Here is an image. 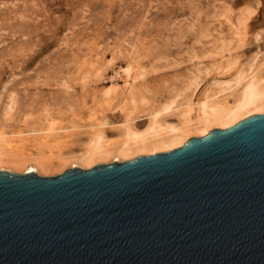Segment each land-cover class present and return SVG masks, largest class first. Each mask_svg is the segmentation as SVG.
I'll return each mask as SVG.
<instances>
[{
    "label": "rangeland",
    "instance_id": "374dc122",
    "mask_svg": "<svg viewBox=\"0 0 264 264\" xmlns=\"http://www.w3.org/2000/svg\"><path fill=\"white\" fill-rule=\"evenodd\" d=\"M241 70L264 77V0H0V142L26 154L47 143L54 165L37 174L55 176L91 133L105 145L174 100L159 119L178 123L185 102L218 90L230 99ZM140 154L152 153L117 162Z\"/></svg>",
    "mask_w": 264,
    "mask_h": 264
},
{
    "label": "water",
    "instance_id": "95a60500",
    "mask_svg": "<svg viewBox=\"0 0 264 264\" xmlns=\"http://www.w3.org/2000/svg\"><path fill=\"white\" fill-rule=\"evenodd\" d=\"M0 264H264V113L121 162L0 170Z\"/></svg>",
    "mask_w": 264,
    "mask_h": 264
},
{
    "label": "bare ground",
    "instance_id": "6f19581e",
    "mask_svg": "<svg viewBox=\"0 0 264 264\" xmlns=\"http://www.w3.org/2000/svg\"><path fill=\"white\" fill-rule=\"evenodd\" d=\"M130 71L131 68L126 69L127 75ZM251 73H253V71H251ZM247 74L248 73L246 72V75ZM261 74L260 76L254 74L252 76H248V75L245 76L243 74V70H241L237 75V77H235L236 78L234 82L235 84L229 86L230 91L228 90L229 92L227 94L230 99H228L227 96L223 98L222 95L220 96L222 97V99L219 98L218 93L223 91V90L220 91L218 90L221 87L220 86L217 89L218 91H216L215 93L211 95L207 94L195 109L193 108L192 105L193 101L192 102L188 101L187 103L185 102L186 103V104L184 103L185 106L182 103L181 106L184 107L180 109V112L178 109V114H176L179 117L177 120L179 121L178 123L175 121L174 123H168L158 118L160 114L162 115L163 113L167 114V112L172 110L170 108L176 102L174 100V103L173 104L171 103L172 105L168 103L160 110L153 111L149 115L148 123L146 127H144V129H136L133 126L131 118L126 119L122 127L121 138L118 139L116 142L113 143L108 142V144L102 145L103 142L102 140L104 139L102 131L100 130L101 132L98 131L93 135H91L92 134L91 133L88 142L85 143L86 145L83 144L85 146L84 149H82L80 153H77L76 155H72L71 157H69V160L68 158H66V164L67 162H69L70 166L72 167H76L78 166V164L91 166L95 162H98L99 160L102 159L110 158L113 159V161H119L122 158H128L138 153L146 154L147 152H150L152 154L153 153L155 154V152H158L159 150L164 152L166 150L170 151L182 146L190 138L193 132L196 133L199 132L198 134L204 136L213 128H220V129L228 128L248 116H251L253 114H263L264 113V77H261ZM110 89L112 90L111 87ZM227 89L228 87L226 88V90ZM114 90L115 89H113V91ZM109 92L111 93L110 90L106 89V92L103 93L105 96L106 95L109 96L113 93L112 92L111 94L108 95ZM129 94H130L129 98L131 97V101H135L133 94L132 93ZM136 94L137 93L135 91L134 95ZM126 98H128V96H126ZM132 105L135 107L133 103ZM178 105H179L178 107H180V104ZM174 109L175 108L173 107L172 112L174 111ZM193 115H195V118ZM53 129H54L53 127L50 128V130ZM6 144L10 146V142ZM41 144L42 146H45V144L47 145V143H41ZM15 146H18V144ZM42 146L41 145L39 146L40 148L37 153L26 154L24 153V150L23 151L21 150V148L18 150L10 146V148L5 149L0 142V170H4V171L20 170L23 172H35L37 174V173H42V171H48L52 169L54 165L52 161V157H50L52 155L47 156L43 154L42 153V151H44L43 148L46 147L42 148ZM47 148H49V146H47ZM60 160L61 161L63 160V164L62 163L61 164L64 165V157L61 158Z\"/></svg>",
    "mask_w": 264,
    "mask_h": 264
}]
</instances>
